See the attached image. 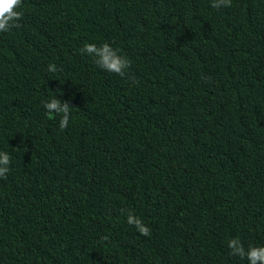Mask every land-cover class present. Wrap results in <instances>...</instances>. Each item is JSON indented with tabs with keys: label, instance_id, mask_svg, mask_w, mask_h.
I'll list each match as a JSON object with an SVG mask.
<instances>
[{
	"label": "trees",
	"instance_id": "trees-1",
	"mask_svg": "<svg viewBox=\"0 0 264 264\" xmlns=\"http://www.w3.org/2000/svg\"><path fill=\"white\" fill-rule=\"evenodd\" d=\"M22 2L0 32V264H248L227 243L264 246V0Z\"/></svg>",
	"mask_w": 264,
	"mask_h": 264
},
{
	"label": "clouds",
	"instance_id": "clouds-1",
	"mask_svg": "<svg viewBox=\"0 0 264 264\" xmlns=\"http://www.w3.org/2000/svg\"><path fill=\"white\" fill-rule=\"evenodd\" d=\"M232 0H212L213 8L231 7ZM23 2L22 0H0V32H9L11 29L19 26V21L23 18ZM82 54L93 57L96 65L108 72L115 73L121 77L126 75V70L131 65L130 59L120 55L116 49H113L108 43L97 46L95 43H87L81 48ZM48 71L56 72L55 64L48 65ZM44 108L49 118L56 115L60 116L59 127L61 130L67 128L73 107L68 102H61L57 97L44 102ZM11 157L7 152H0V178H6L10 171ZM126 222L134 226L142 236H149L150 229L144 222L133 213L128 212ZM108 239L107 236L104 237ZM230 249V255L246 258L248 264H264V246H249L245 249L241 240L230 238L227 243Z\"/></svg>",
	"mask_w": 264,
	"mask_h": 264
}]
</instances>
